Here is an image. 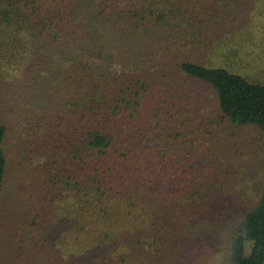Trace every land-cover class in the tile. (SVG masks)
I'll return each mask as SVG.
<instances>
[{
    "label": "trees",
    "instance_id": "obj_1",
    "mask_svg": "<svg viewBox=\"0 0 264 264\" xmlns=\"http://www.w3.org/2000/svg\"><path fill=\"white\" fill-rule=\"evenodd\" d=\"M252 1L0 0V190L11 100L28 106L19 123L43 135L35 149L44 157L8 222L0 212V243L4 234L17 245L76 244L78 255L124 262L129 244L168 249L220 204L228 181L204 156L221 128L264 133V26L257 40L245 19ZM165 28L178 34L144 53L132 39L164 38ZM216 34L219 46L201 51ZM52 70L57 113L43 118L30 97ZM18 85L32 90L26 103ZM229 259L264 263V191Z\"/></svg>",
    "mask_w": 264,
    "mask_h": 264
},
{
    "label": "rangeland",
    "instance_id": "obj_2",
    "mask_svg": "<svg viewBox=\"0 0 264 264\" xmlns=\"http://www.w3.org/2000/svg\"><path fill=\"white\" fill-rule=\"evenodd\" d=\"M261 3L260 0H253L245 11L246 23L255 28L256 38L260 41L262 33L256 28L264 26ZM230 30L232 36H239L235 25L230 27ZM164 32L167 34L163 33L164 38L145 31L134 34L132 39L142 44L141 52L144 53L149 46L160 44L164 46L170 42L172 38L170 35L178 34L171 28H165ZM209 38V41L200 45L201 51L209 53L210 47L219 46L217 43L222 37L216 34ZM143 44H146V47L143 48ZM263 51L264 45L258 53L262 55ZM42 75L41 80L32 89L37 92V96L35 92V96L30 97L36 105L32 111L40 110L43 118L45 115L53 117L57 113L60 79L53 70L50 74L44 72ZM19 87L18 85V89ZM31 91L23 92L19 89L18 96L26 103L30 99L28 97ZM11 108V114L8 116L9 134L5 141L7 171L0 190L3 223L8 222L10 214L16 211L15 208L20 204L19 199L21 200L23 194L21 188L25 180L37 164L44 160L43 155L35 149L43 135L36 133L30 137L26 134V126H20L24 110L28 106L18 107L17 103L11 100ZM221 130L224 132L217 135L213 146L204 157L208 158L207 162L214 163L225 173L227 189L219 195L220 204L213 206L204 216H200L191 224L185 225L178 238L179 242L175 241L170 248L165 249L164 246L152 248L144 244L131 243L129 246L133 249L126 253L129 255L126 261L113 260L111 263L85 254L78 255L76 250L70 248L76 244L65 246L61 242L27 240L17 245L3 234L0 243V264H233L229 259L231 237L246 211L264 191V133L254 127L232 129L222 127ZM27 236V233L23 232L18 238Z\"/></svg>",
    "mask_w": 264,
    "mask_h": 264
}]
</instances>
